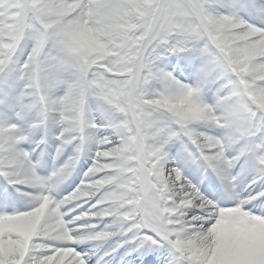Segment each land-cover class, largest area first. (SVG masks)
Listing matches in <instances>:
<instances>
[{"label": "snow or ice", "instance_id": "1", "mask_svg": "<svg viewBox=\"0 0 264 264\" xmlns=\"http://www.w3.org/2000/svg\"><path fill=\"white\" fill-rule=\"evenodd\" d=\"M0 264H264V0H0Z\"/></svg>", "mask_w": 264, "mask_h": 264}]
</instances>
